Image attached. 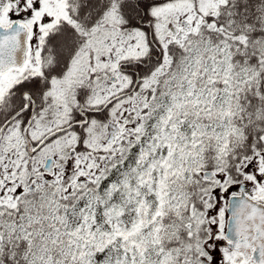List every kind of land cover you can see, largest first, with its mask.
<instances>
[{"label": "snow or ice", "instance_id": "1", "mask_svg": "<svg viewBox=\"0 0 264 264\" xmlns=\"http://www.w3.org/2000/svg\"><path fill=\"white\" fill-rule=\"evenodd\" d=\"M0 264H264V0H0Z\"/></svg>", "mask_w": 264, "mask_h": 264}]
</instances>
